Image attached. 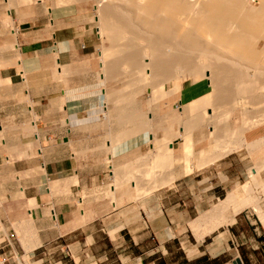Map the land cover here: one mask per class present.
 Segmentation results:
<instances>
[{"label":"crops","instance_id":"crops-1","mask_svg":"<svg viewBox=\"0 0 264 264\" xmlns=\"http://www.w3.org/2000/svg\"><path fill=\"white\" fill-rule=\"evenodd\" d=\"M43 11L37 5L12 10L10 33L0 23V46L11 36L23 55L20 58L13 51H5L0 60L6 64L0 67V225L6 227L0 230V264H18L13 258L19 254H27L30 264H264V224L248 209L236 215L232 223L207 234L210 225H200L202 218L216 217L218 202L227 198L236 182L242 183L241 160H227V156L216 165L190 174L178 169L171 185L139 202L138 212L132 203L117 209L116 202L102 198L89 200L94 205L86 200L81 209L80 196L50 198L39 190L75 175L78 193L86 190L89 199L96 181L105 180L111 169L136 160L137 147L130 146L108 164H91L90 158L80 157L82 150L79 153L72 141L76 134L72 125H80L78 117L64 118L63 126L56 114H44L43 108L52 101H59L67 93L82 92L89 84L88 77L79 76L77 70L72 72L74 76L55 80V66L66 62L73 70L76 62L85 63L86 70L89 66L85 56L70 53H61L56 60L54 52L43 45L51 41L43 38L47 26ZM51 36L57 44L62 43L58 34ZM26 58L34 60L31 72L21 66ZM44 77L47 82L42 81ZM28 123L38 132L30 130ZM37 168L45 169V173L23 179L17 176ZM16 183L28 195L19 201L21 207L10 201ZM46 190L49 193V188ZM33 199L38 206L29 207ZM51 205L56 220L45 212ZM27 219L34 221L40 242L28 253L19 240L14 247L10 238L16 235L11 223Z\"/></svg>","mask_w":264,"mask_h":264},{"label":"bare ground","instance_id":"bare-ground-1","mask_svg":"<svg viewBox=\"0 0 264 264\" xmlns=\"http://www.w3.org/2000/svg\"><path fill=\"white\" fill-rule=\"evenodd\" d=\"M12 1L17 5L23 1L28 4L31 0ZM68 1L81 5L91 3L94 13L88 16L87 21L99 30V40L102 44L99 67L102 73L97 79L99 84L104 85L105 90L102 100L105 102L107 137L110 139L105 146L109 152L107 162H111L113 157L130 146L140 144H150L153 147L155 145L158 149L155 154L164 156L162 161H168V158H172L171 154H174L179 139H182L180 147L183 150L190 155L200 154L191 162L195 169L198 168L196 170L225 158L226 155L222 152L224 150L227 154L232 150H238V154L245 151L243 156L249 159L246 170L250 186H235L229 196L220 200L216 207L222 217L225 215L223 220L220 219L223 221L221 225L232 223L234 217L243 213L246 207H249L253 214H257L264 224V206L256 204L254 199L255 202L245 201L256 191L263 189L264 192V179L263 182L259 179V174L264 172V137L260 133L261 129H264V0ZM56 10L58 11L50 10L55 17L68 15ZM5 48L7 49L6 46ZM54 55L57 60V51H54ZM88 63L92 68L95 58H91ZM4 66L5 62H0V67ZM66 67L68 66L57 64V73L65 76ZM183 79L190 80L188 86H197L201 92H198V97L194 96L188 100L184 108L181 105L176 109L170 102L173 104L181 101ZM117 82L124 86L111 94L108 93V84ZM168 83H173L171 90L165 89ZM144 92L149 95L148 101L140 98ZM156 104H161L160 108L164 111L162 116L156 115L160 111L155 114L152 110V106ZM143 106L146 108L144 111ZM230 119L241 122L240 126H231ZM112 122L118 128L116 133L112 131ZM27 125L32 128L30 130L37 132L35 125ZM84 127L87 129L88 125ZM3 130L7 129L3 127ZM159 132L161 137H158ZM245 136H248V139ZM154 157H148L146 161L149 163L145 161L136 165L144 167V163L150 167L156 162V168L161 163L165 166L166 163L173 162L169 160L165 161L166 163H157L158 159L151 162ZM136 161L141 160L139 158ZM126 166L121 168L127 173L129 169ZM125 170L112 171L114 173L111 177V197H116L122 186L125 190ZM129 173L130 171L128 175ZM141 176L140 181L142 179L145 183L140 191L149 196L156 190L154 179L151 180L148 174ZM167 178L165 182L161 179L162 183L171 181ZM223 178L226 179L225 176ZM136 194L140 196L139 192ZM127 195L129 199H134L135 195H132L133 198L126 193ZM125 197L122 196L121 201ZM83 202L82 198L79 203ZM56 219L55 215L54 220ZM19 226L23 239L32 237V242L26 241V250L29 252L40 243L36 235L37 227L32 219L22 221ZM19 226L13 224L11 227L13 230H19ZM210 227L211 230L206 234L217 228ZM26 233L31 235L26 236ZM25 256L28 258V255Z\"/></svg>","mask_w":264,"mask_h":264},{"label":"rangeland","instance_id":"rangeland-1","mask_svg":"<svg viewBox=\"0 0 264 264\" xmlns=\"http://www.w3.org/2000/svg\"><path fill=\"white\" fill-rule=\"evenodd\" d=\"M11 1L12 0H0V23H2L5 27H8L7 28L8 33H10V28L11 29L13 28V17L11 16V13H10L11 10H16L17 8H23V7L30 9L36 5L39 7L41 6V8L44 9V11L41 12V15L46 16V17H44L43 21L47 25L46 28H44L45 35L43 38H50L51 39L50 42L44 43L43 45H45L48 48V50L50 49L49 51H51V52L57 51L58 55L61 53H63V54L64 53H70V54H74V56L79 57V58H81L82 56H85L84 60H86L85 62H87L86 65L89 66V70L85 69V63L81 64V62L80 63L76 62L75 63L76 68H74V70H73V68L70 66L71 64H68L66 62V63H64L65 65L63 64V66H68V67H66V71H67V74L68 73H70V74H68V75L65 74V76H62V75L60 76V74L57 73L56 66H55V69L53 70V78L55 80H62L66 76H69V75L74 76L75 74H72V72L73 71L75 72L77 70V73H79V76L88 77V79H89L88 80L89 81L88 87L82 92L78 91V92H71V94L67 93V95L64 97H61V99L59 101H52L50 106H46L48 104V102L45 101L44 105L46 107L43 108L44 109L43 111H44V114H48V113H50V115L56 114L58 117H60L61 120H63V122H62L63 126L66 125L64 122L65 121L64 118L70 119V117L72 115L73 120H74L75 119L74 117H78L77 119H79L80 125L79 124L72 125L73 129L76 131V134H75V137L73 139L72 138L71 139L73 141L75 149L79 153H80V150H82L80 157L82 156V158H84V160H87L88 158H90L91 164H96V165L97 164H101V165L102 164H108L107 161L109 159V152L107 151V147H105V146L107 145V141H109L110 139H109V137H107L108 128L106 126L108 125V122H107L108 120H107V116H106V113L104 110V106H105L104 103L105 102H104V100H102V93L105 90H104V85L99 84L98 79H97L98 75L100 73H102V71L100 70V67H99V65H100V60H99L100 58L99 57L101 56L100 52L102 51V48H101L102 44H101V41L99 40L100 39L99 34H98L99 30H97V28L94 25L89 24L87 21L88 16H90L91 14L94 13L92 4L88 3L85 5L84 4L81 5L79 3L75 4L74 2L70 3L68 0H31L30 3H28L30 5H28L27 2L25 3L23 1V2L18 3L17 4L18 6H17L16 4L14 5L13 1L12 2ZM10 4H11V6H10ZM7 5H8V7H7ZM21 5H23V7ZM55 9H58V11L56 10L57 12L61 11L62 13H67L68 15L64 14L62 16L55 17L54 15H52L50 13V10L55 11ZM8 11H10V12H8ZM24 12L26 13V11H24ZM9 14H10V17H8ZM10 19H11V21H10ZM52 33L58 34L59 37L61 38V40H63L62 43L58 42L59 44H57L53 40V37L51 36ZM76 33H77V35H76ZM89 35H90V37H87ZM9 38H10V40L7 43H5L4 45L2 44V46H0V60H1L2 54L8 50L13 51L15 56L23 58V55L20 53V47L18 46V43L11 36ZM74 38H75V40H73ZM83 39H85V41H83ZM11 42H12V44H10ZM13 44L15 45V48H14ZM5 46L7 47V49L10 46L9 48L11 50L10 49L7 50L5 48ZM2 48H4V49H2ZM16 48L17 49L19 48V49L16 50ZM18 54H19V56H18ZM91 58H95V63L92 66V68L90 67V64L88 63V61ZM13 60L15 61V59H13ZM33 62H34L33 59H28V58L22 59V65L21 66H23V68L26 69L27 71H30L33 69ZM66 64H68V65H66ZM68 69H69V71H68ZM48 75L49 74H47V76ZM19 77H21V76L19 75ZM42 81L47 82L48 80L45 79V77H44L42 79ZM189 82H190V80H187V79L182 80L181 84H182L183 88L180 92V95L182 97L181 101L174 102L173 104H172V102H170L172 107L176 108V107H181V105H182L184 108V106L187 105L188 100H190L194 96L198 97V92L199 91L201 92V90L197 86L194 88H190L188 86ZM172 84H170V83L166 84L165 89L171 90L173 87ZM123 86L124 85L120 82H117L116 84L110 83V84H108V88H107L108 93L111 94L112 92L117 91L119 88H122ZM197 88H198V90H197ZM106 92H107V90H106ZM143 94H142V96H140V98L143 101H148L149 100V98H148L149 95H147L148 93L144 92ZM81 102H83V104H84L83 106H80ZM76 105H79V106L77 107ZM144 106H143L142 111H144L146 109ZM160 107H161V104H156V105L152 106V110L155 112V114L158 113V111H160L158 113L159 115L156 114L157 116H162L164 114L163 109ZM180 111H182V110H180ZM114 115H117V114H114ZM229 124L233 127H238V126H240L241 122L235 121L234 119H230ZM85 125H88L89 128L87 127V129H86V127H84ZM112 125H114V127L112 128V131H113V133L114 132L116 133L118 131V128L116 127V125L113 122H112ZM36 130L38 132V129H36ZM166 131H167V133L169 132V130H166ZM260 133L264 137V129L263 128L261 129ZM161 135L162 134L159 132L158 137H161ZM245 138L248 139V136H245ZM249 139H251V138H249ZM178 142H179V144L175 146L174 154H171L172 158H168L169 155H167L168 161L173 160V162H171L173 165L171 163H169L170 165L168 163H166L168 161L165 159H164V161H162L164 156L160 157L158 155V153H157V155L155 154L156 151L158 150V149H156L155 145H154V147H155L154 151H153L154 147L151 146L150 144H148V145L140 144V145H137V147L135 146L136 147V150H135L136 160L140 158L141 161L140 162H137L136 160L133 161L130 164L132 167L130 165H128V166L124 165L123 166V168L126 166V168L129 169V171H130L129 175H128L129 171H127V173H126L125 169H122L120 167H118L120 169L116 168V169L121 170V171L125 170L124 172L126 173V176L129 178V179L127 177L125 178V176H124V178H125L124 182L126 183V185L128 183V185L127 186L124 185L125 190L122 186V188H120V190L123 189V191L119 190L120 193H117L116 197H113V196L111 197V191H110L111 190L110 185L112 186V181H113L111 179V177L114 173V172H112L113 170L111 171V174H107L105 176V180H101L100 182L99 181L95 182L93 191L91 192L93 195L89 199H87L88 195H87L86 190L83 189L81 193H78L79 180H78L77 176H75V175L71 179H68V180L52 182L49 186H46V185L41 186V187H39V190L41 192H43V194L45 196H50V198H54L56 196L60 197L62 195L80 196L81 198L84 199V203L86 200H88V201L89 200H98L101 198L107 199L110 202H116V208L117 209L127 208V205L132 203V207L135 208L138 212L139 208H140L139 202L144 197H149L151 195L156 194V191L159 190L161 187H166V186L171 185L172 182L174 181L175 177H176L174 175L177 174L176 171H178V169L181 172L184 171V173H186V174H188V173L190 174L195 170V168L193 167V163H191V162H194L195 157L199 156L200 154L196 155V153H191V155H190V153L186 152L185 150L182 149V147H180V146H182V139L181 140L179 139ZM125 145H126V143H125ZM243 149H245V144L243 145ZM197 150H198V148H197ZM222 152L224 153V155H226L225 158L228 156L227 160H229V159H237L239 161L241 160L239 163H241L243 168H244V171H243L244 175H243L242 183L237 182L235 184V186L240 184L242 186L249 187L250 186V184L248 183L249 174L247 173V170H246L247 169L246 164L249 161V159H248V157L243 156V155H245V153H244L245 151H242L241 153L239 152L240 154H238V150H235V151L232 150L231 153H229V154H227L226 150H224ZM242 153H244V154H242ZM184 154L188 155L189 157L184 155ZM150 155H152L153 157L156 155V157H157V158L154 157V160L153 159L150 160L151 162H154L155 159H158L159 161L161 159V161L160 162L158 161L157 163H161V162L166 161L165 162L166 164L164 163L165 166L163 165V163H161L162 165L158 164L159 166L154 168L157 165L156 162H154L155 164L154 163L152 164V166L154 165L153 167L150 165L151 168L148 166H145L147 164H144V163L148 159V157H152ZM158 156L160 157V159ZM192 156L194 158H192ZM142 158L144 159L143 161H142ZM179 159L181 161H182V159H184L182 161L183 163ZM185 159H187V160H185ZM188 159H189V161H188ZM178 161L181 163H179ZM220 161L221 160L213 162L210 165L207 164L204 167L203 166L199 167L200 168L199 170H202V169L207 168V167L212 166V165H216ZM142 162H144L143 163L144 167H142V165L141 166L136 165L137 163L140 164ZM147 163H149V162H147ZM176 165H178V166H176ZM162 166L165 168V170ZM168 166H170V168H168ZM158 167H160V170H158ZM116 169H114V170H116ZM153 169L156 171H154ZM196 169H198V168H196ZM121 171H119V172H121ZM42 172L45 173V170H43L42 168H37L33 171L26 172L24 174H22V173L18 174L17 176H19L20 179H23V177H35V176L37 177V176L42 175ZM219 172H220V176L222 177V175H224L222 172V169H220ZM140 174L141 175L142 174H145V175L148 174L151 177V180L154 179L153 183H154V186L156 187V190L154 193H150L149 196L140 191V190H143V187H144L143 183H145V182H143L142 179L140 181V178H142V176ZM129 176L132 177V179ZM259 176H260V178H259L260 181L262 180V182H263L264 172L259 174ZM11 177L13 178V180H15L14 176H11ZM136 177H138V178H136ZM150 177H148V178H150ZM124 178H123V180H124ZM160 178L162 180H164V182H165L166 178L167 179L170 178L171 181L169 183L165 184V183H162V180ZM160 180H161L162 184L160 183ZM134 181H136V182H134ZM235 186L233 187L232 191L234 190ZM46 188H49V193L47 192ZM262 188H264V185ZM262 190H259L258 192L256 191L255 193L251 194V196H249L247 198L248 201L245 200L246 203L249 201L255 200L256 202L255 201L254 202L256 204H261L262 206H264V204H263L264 192ZM136 192L137 193L139 192V194L141 192V194H143V196H141V194H140V196H137ZM82 193H84V195ZM126 193L129 194L131 197H132V195H135V196H133L134 199L133 200L129 199L130 197H128V195L126 196ZM11 194H12L11 195L12 199L10 198V201L12 200L19 207L22 206L21 204H19V201L21 199L26 198V196H28L27 193H25V191H23V190L21 191L20 188L17 187V183H16V187L13 188V191L11 192ZM94 194H95V196H94ZM229 194H228V196H229ZM122 196L123 197L126 196L123 199V201H121ZM259 196H260V198H259ZM94 198H96V199H94ZM114 199L117 201H115ZM34 202H35V204H34ZM9 204H10L9 207L11 208L13 206V203L10 202ZM89 204L94 205V203H92V202ZM0 205H3V203L1 201H0ZM35 206H38L36 203V200L35 199L30 200L29 207H35ZM82 206L83 205H81L79 203L78 208L82 209ZM141 206H143V205H141ZM52 208L53 207L51 205V206H49V210L45 211L47 213V216H49L50 218H51ZM246 209L251 211L249 209V207H246L245 210ZM214 211H215L214 214L216 215V217L202 218V222H200V225L203 223L205 225L209 224L210 226H212V229L215 228L216 226H217V228L219 226H221L223 221L221 222L220 219L223 220L225 218V215L222 217L220 210L217 207H215ZM88 218H90V215H88ZM213 218H215V219H213ZM258 218H259V216H258ZM216 219H218V220H216ZM85 221H86V218L83 219V222H85ZM214 221L215 222L217 221V222L215 223ZM218 221L221 223H219ZM260 221H261V219H260ZM21 222H13V223H11V226H13V224L14 225L17 224L19 226ZM211 223H214V224L211 225ZM217 223H219V226L217 225ZM2 228H5V230H6L5 226L0 225V230H2ZM10 228L12 229V227H10ZM195 228H198V226H195ZM20 230H22L20 228V226H19V230H15V229L13 230V231H15L16 235L10 237L11 243L14 247H16V242H17V240H19L21 242V244L26 248V243H27L26 241L32 242V237H27V238L23 239L24 236L22 235V231H20ZM208 230L210 231L211 227H209ZM25 235L30 236L31 234L26 233ZM27 239H31V240H27ZM26 253H28L27 250H26ZM19 257L14 255V258H13L15 261L18 262V264H19V262L21 264H30V262L28 261V258L26 256L22 257V254H19ZM25 258H26L27 262H25Z\"/></svg>","mask_w":264,"mask_h":264},{"label":"built area","instance_id":"built-area-1","mask_svg":"<svg viewBox=\"0 0 264 264\" xmlns=\"http://www.w3.org/2000/svg\"><path fill=\"white\" fill-rule=\"evenodd\" d=\"M51 217H52V219L55 218V212L54 211L52 212Z\"/></svg>","mask_w":264,"mask_h":264}]
</instances>
